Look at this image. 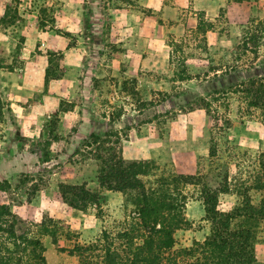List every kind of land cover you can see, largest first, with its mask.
<instances>
[{
    "label": "rangeland",
    "instance_id": "rangeland-1",
    "mask_svg": "<svg viewBox=\"0 0 264 264\" xmlns=\"http://www.w3.org/2000/svg\"><path fill=\"white\" fill-rule=\"evenodd\" d=\"M95 6L106 11L97 16ZM222 7L226 17L218 20ZM247 10L228 0H0V67H29L47 82L66 78L59 91L55 88L57 101L49 105L54 107L34 110L40 123L31 137L24 126L28 108L18 111L21 119L13 112L16 118L9 126L0 123L20 147L15 154L0 152V158L10 162L15 155L25 162L27 152L32 156L26 159L35 162L30 171L0 179V218H8L0 227L9 226L11 217L4 215L9 210L26 220L29 235L43 241L50 264H79L81 256L69 249L95 240L104 229L123 228L136 209L133 201L100 185L96 161L72 158L92 134L108 133L127 160L150 162L144 176L148 185L181 173L228 183L230 191L220 193L219 207L230 211L245 205V215L233 224L253 228L258 264H264V218L249 220L254 212L246 206L250 200L259 206L264 193L256 187L262 174L264 114L242 92L249 79L264 77V58L253 66L227 68L234 63L233 46L248 22ZM248 12L264 16V0ZM200 15L215 22L206 34L191 31ZM182 39L185 44L179 47ZM214 66L221 69L213 71ZM1 86L0 79V92ZM68 110L74 113L62 115ZM11 115L0 93V119ZM84 118L82 132L92 131L79 139L74 135ZM2 146L13 148L8 137ZM51 159L57 163H46ZM85 180L100 192L101 205L81 210L64 202L59 184ZM179 188L187 196V222L175 233V248L204 240L212 229L200 186ZM22 241L0 230V253L24 246L30 252Z\"/></svg>",
    "mask_w": 264,
    "mask_h": 264
},
{
    "label": "trees",
    "instance_id": "trees-1",
    "mask_svg": "<svg viewBox=\"0 0 264 264\" xmlns=\"http://www.w3.org/2000/svg\"><path fill=\"white\" fill-rule=\"evenodd\" d=\"M242 4L253 10L259 0H228ZM246 11L248 22L243 24L242 34L233 48L236 51L233 61L227 66L236 69L241 66H253L259 58H264V16L255 18ZM226 8L222 7L217 19L226 17ZM216 19V20H217ZM215 28V22L200 15L194 34L208 32ZM206 42V38L204 39ZM184 42V43H183ZM185 40L176 45L182 47ZM181 49V48H180ZM179 49V50H180ZM173 59V51L171 52ZM213 71L221 67L214 66ZM217 67V68H216ZM242 88L249 97V103L262 109L264 114V77L252 78ZM112 134L100 136L92 134L91 139L77 150L73 162L98 164L97 178L102 187L121 191L136 206L134 213L126 219L125 225L117 232L107 229L95 240L79 244L70 253L81 256L79 264H258L256 256L255 232L251 226H234L236 218L245 215V206H237L226 211L219 207L221 192L230 191V185L224 180L213 183L210 175L181 173L172 176L163 175L156 185H148L144 176L150 173V162L127 160L119 147L118 140ZM77 156L79 158H77ZM262 174L259 175L257 188L264 192V152L261 154ZM182 184H197L204 197L206 217L211 221L212 229L204 240H195L187 247L175 248L178 229L185 226L186 194L179 188ZM2 185V184H0ZM61 197L68 205L85 210L89 205H101L98 189L88 186V181L59 184ZM178 190V191H176ZM178 192V193H176ZM180 196H176V195ZM246 202L254 212L248 219L264 218V193L259 206ZM4 215L10 216V224L1 231H8L22 243L30 245L11 250L6 248L0 253V264H50L44 254L45 247L40 237H31L27 231V222L10 210ZM258 216V217H259ZM4 217V216H3ZM8 218H0V224Z\"/></svg>",
    "mask_w": 264,
    "mask_h": 264
},
{
    "label": "crops",
    "instance_id": "crops-1",
    "mask_svg": "<svg viewBox=\"0 0 264 264\" xmlns=\"http://www.w3.org/2000/svg\"><path fill=\"white\" fill-rule=\"evenodd\" d=\"M101 7V6H100ZM98 9V10H97ZM95 13L97 16L99 14H104L105 8L102 6V10L100 8L94 7ZM102 16H99V24H103V20L100 19ZM97 21V20H95ZM21 70V71H20ZM19 68L17 66H14V68L9 67H0V79H1V97L4 99V104L9 107V110L11 112V116L4 118L3 120L0 119L1 124H6L9 126L8 122L11 120V123H13L14 119L16 118L13 115H18V111L23 108H28L30 112L26 111V117L28 118V124L24 123L25 126V135L26 136H32V132L36 131L34 127L40 123L39 118L37 115L38 113H35L34 110L37 109L38 112H44L48 109L53 108L54 106L50 107V101H57V94L55 93L57 87L63 86L65 84L66 78H58V79H51L49 82L46 81L44 78V75H41V72H37L38 76H36V72L29 68L25 69ZM88 82V81H87ZM58 89V91L60 90ZM58 93V92H57ZM36 98L38 99V102H36ZM29 102V106H25L23 103ZM69 113H74L73 110L65 111L62 115H68ZM68 116H62L63 119H66ZM73 117V116H72ZM22 116L17 117V119H21ZM88 118H84V122L81 123L80 129L78 132H76L75 136H79V139H82L83 137L87 136L89 131H92V128L89 130H86L85 132H82V129L84 128L85 121H87ZM91 120V119H90ZM70 121V122H69ZM95 120L93 119V122ZM70 125H72L74 122L73 120H66ZM92 122V121H91ZM97 122V121H96ZM95 122V123H96ZM5 130L0 127V132H3V134H0V152H3L4 154H15V152H19V139L15 137V135L11 136L10 134H5ZM81 135V136H80ZM8 137V139L11 140V145L13 146L12 149H4L3 144L5 143V139ZM78 141V140H77ZM14 152V153H13ZM74 152V151H73ZM21 157L22 154L18 153ZM27 155H31L32 153H27ZM25 155V162L17 161L16 156L14 155L11 157L10 162L8 158H0L2 162H0V179L1 178H8L12 177L16 171H22L23 169L29 170V167L32 168L35 164L33 163L32 159L27 158ZM2 156V155H0ZM11 156V155H10ZM8 156V157H10ZM5 157V156H3ZM10 159V158H9ZM55 160L57 163V159H51L46 161V163L51 162ZM18 164L15 166V164ZM30 171V170H29Z\"/></svg>",
    "mask_w": 264,
    "mask_h": 264
}]
</instances>
